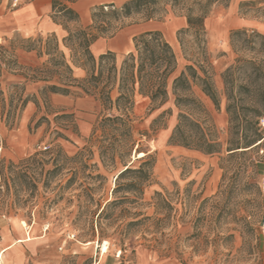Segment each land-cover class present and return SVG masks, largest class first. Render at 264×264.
<instances>
[{
  "label": "rangeland",
  "instance_id": "obj_1",
  "mask_svg": "<svg viewBox=\"0 0 264 264\" xmlns=\"http://www.w3.org/2000/svg\"><path fill=\"white\" fill-rule=\"evenodd\" d=\"M25 1L15 5V0H9L7 10ZM79 1L84 5L80 22L69 24L73 30L90 26L94 11L102 6L112 11L124 5L110 0ZM181 5L166 6L163 17L151 21L142 15L115 20L99 14L98 25L103 20L111 26L105 34L93 33L98 39H111L125 28L140 25L143 31L132 36L133 51L135 37L161 32L176 51L178 67L172 79L189 65L203 76L196 66L203 64L214 80L220 110L203 93L201 81L191 77L190 89L177 93L200 100L211 119L195 105L177 107L172 91L167 103L154 109L148 98L138 94L132 111L134 131L127 137L131 142L126 149L116 141L125 139L123 132L102 122L108 111L97 97L77 89L69 95L49 94L42 90L44 83L29 80L51 72L50 83L54 82L53 36L6 33L0 28V164L8 179L4 185L0 165V264H264V142L253 149L227 150L230 123L223 78L234 67L230 93L243 98L245 105L256 93L264 97L261 46L247 45L241 38L234 46L231 42L235 30H246L249 35L256 31L235 28L236 19L264 22V0L217 3L205 20L202 39L192 31L180 33L188 28L187 11ZM66 36L67 31L57 37L61 42ZM29 47L34 51H27ZM64 51L72 64L71 52ZM112 53L120 68L130 52ZM93 55L98 59L102 54ZM241 59L254 64L239 70L235 67ZM74 76L81 79L86 72L74 68ZM248 76L257 80L259 91L253 85L241 89ZM20 97L32 100L21 111ZM181 112L200 120L203 132L218 136L223 150L206 154L170 145ZM259 122L264 128V114ZM139 143L156 161L154 182L145 187L139 204L133 202L135 195L123 192L118 197L128 198L126 203L98 218L115 199L116 179L125 165H141ZM116 149L123 159L109 158ZM11 163L19 166L20 177L13 173ZM105 242L109 243L107 254Z\"/></svg>",
  "mask_w": 264,
  "mask_h": 264
},
{
  "label": "trees",
  "instance_id": "obj_2",
  "mask_svg": "<svg viewBox=\"0 0 264 264\" xmlns=\"http://www.w3.org/2000/svg\"><path fill=\"white\" fill-rule=\"evenodd\" d=\"M77 1L53 0L52 18L56 23L63 26L67 31V36L60 42L55 33L49 34L53 36L54 82L50 83L48 74H51V72L39 77L33 76L29 79L30 81L44 83L43 91L54 95H69L73 89H77L87 96L97 97L105 110L108 111V115L102 122L117 131L123 132L122 136L125 139L119 138V140H116L119 147L123 149L128 147L131 141L127 137L131 136L134 131L132 111L135 105V96L138 94L148 98L150 105L153 107L151 109H154L155 107H163L169 100L170 91H172L176 95L175 104L177 107L190 108V106L195 105L209 118L210 114L200 100L190 96L183 97L177 93L179 89H190L191 77L194 80L201 81L203 93L211 99L216 109L220 110V100L214 80L203 64L198 63L196 65L203 76L198 75L195 66L189 65L186 68L187 70L181 72L180 76L172 79L178 67L177 56L172 45L159 31H149L135 37L134 50L125 56L120 68L117 66L114 53L109 51L96 59L91 52V46L98 39V35L93 32L97 31L100 34H105L111 26V23H106L103 20L98 25L99 14L106 17L109 16L115 20L142 15L146 21H151L163 17L162 11H165L166 6L175 7L181 4L182 8L187 11L188 28L180 31V33L192 31L197 37L202 39L206 34L205 20L212 7L217 3H224L229 0H129L121 8H114L112 11H105L106 6L100 7L99 11H94L90 26L73 30L69 24H78L80 22V14L73 7V4ZM189 2L192 3L190 4ZM62 19H65V21L63 22ZM240 38L247 45L256 46L259 44L261 50L264 51L263 34L253 31L252 35H249L246 30H235L231 33L232 45L234 46ZM41 40L42 38L39 39V41ZM50 42L51 40L47 44L49 45ZM65 49L71 52L72 64L66 61ZM27 51L31 52L34 49L29 47ZM77 57L83 59V62H79L80 59H77ZM110 61L112 63L107 68V63ZM239 64L235 68L240 70L254 63L241 59ZM74 68L85 71L86 76L81 79L76 78L74 76ZM233 70L234 67L229 68L223 76L227 91V113L230 123L225 144L230 152L243 148L253 149L264 142V128L259 122L260 117L264 114V97L256 93L249 105H245L243 98L234 97L230 93V77ZM256 84L257 80L248 76L247 84L241 85V89L249 90L250 86L253 85L254 90L257 92L260 87ZM115 91L117 96L114 99L113 94ZM30 101L32 100L28 97H20L18 99L20 111ZM34 102L38 106V102ZM13 103L14 101L11 100L10 105L13 106ZM17 107L18 105H16ZM249 114L252 117L248 118ZM13 117L15 119V114ZM202 124L200 120L194 119L186 113H179V122L170 136L169 144L196 149L206 154L220 153L223 150L224 142L220 141L218 136L214 137L212 134L209 135L203 132ZM187 127L189 129L188 132L185 130ZM198 131H201L202 134H199ZM135 143L136 141H133L130 144V153ZM137 152L138 154H145L138 160L141 165L139 167H133L132 164L125 165V168L116 179V186L113 190L115 199L104 206L103 210L98 214V218L102 219L109 209L126 203L128 198L118 197L123 192L135 195L136 199L132 201L135 204H139V200L143 198L145 187L154 182L153 168L156 163L155 159L149 154V150L140 149V143ZM108 156H110V159L124 158L117 149ZM0 165L2 182L4 185H8L4 164L1 163ZM11 166L14 168L13 173L15 176L20 177L19 166L13 163H11ZM126 180L127 182H124ZM156 195L161 196V193L156 192Z\"/></svg>",
  "mask_w": 264,
  "mask_h": 264
},
{
  "label": "crops",
  "instance_id": "obj_3",
  "mask_svg": "<svg viewBox=\"0 0 264 264\" xmlns=\"http://www.w3.org/2000/svg\"><path fill=\"white\" fill-rule=\"evenodd\" d=\"M128 1L129 0H110L111 3L117 6H121ZM8 2L9 0H3L0 5V28L2 31L6 33L21 32L26 35H34L36 33H55L59 37L65 35L66 30L62 25L56 23L51 16V13H53V0H28L18 5L15 9L10 10H7L6 7ZM80 2L82 1L73 4V7L79 14H81V7L84 5ZM234 27L255 28L257 32L264 35V22L253 18H238L235 20ZM141 31H143V27L136 25L119 31L111 39L100 38L92 45V52L94 54H104L109 51H119L125 54L129 53L133 48L132 36ZM27 238H29V236H27ZM21 239L23 240L24 238Z\"/></svg>",
  "mask_w": 264,
  "mask_h": 264
},
{
  "label": "bare ground",
  "instance_id": "obj_4",
  "mask_svg": "<svg viewBox=\"0 0 264 264\" xmlns=\"http://www.w3.org/2000/svg\"><path fill=\"white\" fill-rule=\"evenodd\" d=\"M262 123H263V125H264V122H262ZM138 155H139V157H142V156H144L145 154H144V153H139ZM23 225H24V227L29 228L28 224H26L25 222L23 223ZM108 245H109L108 242H105V243H104V246H103V252H104L105 254L108 253ZM1 263H2V261H1Z\"/></svg>",
  "mask_w": 264,
  "mask_h": 264
},
{
  "label": "built area",
  "instance_id": "obj_5",
  "mask_svg": "<svg viewBox=\"0 0 264 264\" xmlns=\"http://www.w3.org/2000/svg\"><path fill=\"white\" fill-rule=\"evenodd\" d=\"M18 2H19V0H15L14 4H15V5H17V4H18ZM106 9H107V7H106ZM44 149L46 150V149H47V147H45ZM0 258H1V257H0Z\"/></svg>",
  "mask_w": 264,
  "mask_h": 264
}]
</instances>
